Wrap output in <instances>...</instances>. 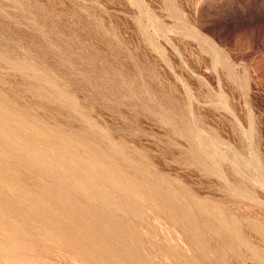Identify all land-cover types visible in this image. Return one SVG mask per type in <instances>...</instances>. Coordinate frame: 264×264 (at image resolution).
Here are the masks:
<instances>
[{
    "label": "rangeland",
    "instance_id": "374dc122",
    "mask_svg": "<svg viewBox=\"0 0 264 264\" xmlns=\"http://www.w3.org/2000/svg\"><path fill=\"white\" fill-rule=\"evenodd\" d=\"M0 108L4 186L109 230L0 211V264H264V0H0Z\"/></svg>",
    "mask_w": 264,
    "mask_h": 264
},
{
    "label": "bare ground",
    "instance_id": "6f19581e",
    "mask_svg": "<svg viewBox=\"0 0 264 264\" xmlns=\"http://www.w3.org/2000/svg\"><path fill=\"white\" fill-rule=\"evenodd\" d=\"M5 121H15L16 124L14 126L4 124ZM26 127H27V125L25 122H23L22 118H20L19 113H17L16 111L4 112L0 108V158L1 159L8 158L9 160L20 159L21 161H23V160L29 161L30 159L40 157L41 155L43 157H45L44 156L45 153L43 155V154H40L36 150L39 141H37L35 139V137L32 133L34 131L33 127H32V129H30L28 131L26 130ZM46 129L49 133L55 135L57 138L65 140V138L61 137L59 134L54 133L49 128H46ZM29 131H31V132H29ZM51 149L54 150L53 148H51ZM22 150L25 151V154H21ZM93 151L95 152L96 149H93ZM27 152H28V155H27ZM64 157H61V159L63 161L65 160ZM92 165L93 164L86 166V164H85L86 167L84 166L86 168V170L90 171V173H91V175H88V174L83 175V178L85 181L88 178H90L91 176L94 177V175L97 173L100 174V172L104 173L106 171V168L102 167V165H100V164L96 163L95 165H93V166ZM73 170H75V169H73ZM0 171H2L1 168H0ZM72 172H74V171H72ZM79 177H81V176L79 175ZM98 178H100V180L112 182L111 178H108L107 176L104 177L103 174H102V176H100ZM97 183L100 184L99 180ZM97 183H96V186H97ZM11 185L12 186H10V188H12V189H7L4 186V183L0 181V211H6L9 213L12 212L14 214L13 219H14L15 223L13 226H11V231L13 232V234L15 236L23 234V231H24V229L22 230L23 227L27 228L29 230V232L33 235H37L38 233H40L41 228L34 224L35 220L44 221V222L49 223L50 225L54 226V229L52 230L51 233L55 232L58 227L60 230H63V228L65 227L66 229L64 230V232H68L69 234H73L72 232H74V231L77 232L79 230L81 231L83 229H86V231L92 233V234H90L92 237L95 236V238L98 237L100 239L102 237H105V234L109 233V230H107V229L98 230L96 228V226L98 224L97 222L90 223L88 221H81L80 218H78L76 216L77 215L76 213L73 214L70 211L68 212V210H63L61 212H57L56 210L46 208L43 204L44 203L43 198H40V197L35 198L34 197L36 195V191L34 189L28 190V191H22L19 187L15 186L14 183H11ZM92 185H94V184H92ZM90 188H92V187H90ZM92 189L95 190L97 193L99 192V191H97L96 187L92 188ZM124 189L128 190L129 188L125 187ZM98 194H99L101 199L102 198L104 200L107 199V196H105L104 194H102V193H98ZM149 195H148V197H149ZM34 199H37L38 202L40 203L38 205V207H36V208H33V203H34L33 200ZM110 202H113V201H110ZM110 202H107V203H110ZM55 203H58V200H55ZM30 205L32 206V208L30 207ZM95 219L97 220V218H95ZM30 220L32 221L33 224L30 223ZM100 220H103L102 217ZM100 220H99V222H101ZM35 226H37L39 228H35ZM95 230H98V231L95 232ZM119 251H121L120 254L128 255L127 254L128 251H126V250H121L120 248H117L116 252H119ZM124 252H126V253H124ZM128 256H130L129 258L131 259L133 255L130 253ZM130 259H129V262L131 261ZM113 263H115V262H111V264H113Z\"/></svg>",
    "mask_w": 264,
    "mask_h": 264
}]
</instances>
